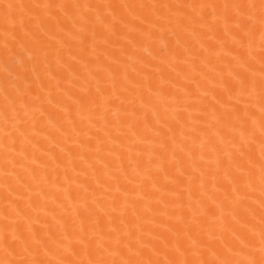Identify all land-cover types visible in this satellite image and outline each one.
<instances>
[{"label":"snow or ice","instance_id":"1","mask_svg":"<svg viewBox=\"0 0 264 264\" xmlns=\"http://www.w3.org/2000/svg\"><path fill=\"white\" fill-rule=\"evenodd\" d=\"M0 264H264V0H0Z\"/></svg>","mask_w":264,"mask_h":264}]
</instances>
